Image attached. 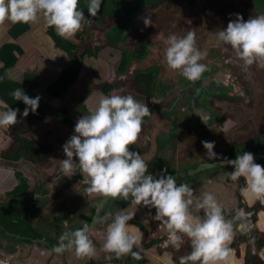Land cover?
Wrapping results in <instances>:
<instances>
[{
	"label": "clouds",
	"instance_id": "9594fccd",
	"mask_svg": "<svg viewBox=\"0 0 264 264\" xmlns=\"http://www.w3.org/2000/svg\"><path fill=\"white\" fill-rule=\"evenodd\" d=\"M79 0H0V22H44L53 26L64 37L73 36L80 28L84 11L78 7ZM102 0H87V13L95 17ZM230 19L226 27L216 33L217 43L228 45L235 57L246 69L256 63L264 67V13L243 19L240 13ZM145 26L151 24L150 16L143 17ZM195 31L189 29L183 35L169 34L164 43V60L169 68L178 69L188 80H196L206 69L201 62L207 50L196 46ZM3 77H0L2 79ZM14 100H20L22 111L0 101V126L10 127L17 122V112L27 116L35 113L40 94L29 96L17 87L12 90ZM150 114L146 103L136 100L131 94L101 93L93 108L80 115L73 125V132L61 145L65 157L61 159V174L71 177L79 168L88 193H102L110 197H121L136 205L149 209L148 215L165 228L167 238L162 246L180 249L187 237L190 251L178 257L179 264H228L233 249L230 247L236 232H248L251 213L242 207L226 218L223 206L210 191L197 193L189 183H177L176 176L160 169L159 175L148 171L143 155L129 145H134L142 128L143 118ZM232 123L227 118L223 126ZM147 139V137H146ZM205 155L216 158L215 141L202 140ZM75 157V159H74ZM232 166L228 176L232 181L243 177L239 187L241 197L249 204L264 203V167L255 162L251 151H243L235 158L224 157L221 164ZM154 209V212H152ZM202 210V213L200 212ZM135 211H119L107 224L103 249L117 256L129 253L141 245L143 232L129 223ZM58 236L52 251L60 253L73 249L78 256L94 255L95 246L86 227L68 228ZM164 264H177L172 254L164 253Z\"/></svg>",
	"mask_w": 264,
	"mask_h": 264
},
{
	"label": "flooded vegetation",
	"instance_id": "af4514ba",
	"mask_svg": "<svg viewBox=\"0 0 264 264\" xmlns=\"http://www.w3.org/2000/svg\"><path fill=\"white\" fill-rule=\"evenodd\" d=\"M122 1L128 3L129 7H123L121 4ZM144 1L145 2H141L140 0H102L97 15L95 17H90L86 9L87 0H79L78 7L81 8L85 14L81 22V28L78 30V33L80 34V48L83 44L85 46L89 40L98 41L99 39L93 38V35L95 33L102 32L103 35L105 34V42L104 44L102 43L104 48L102 50L105 48H111L121 51L120 59L116 64L118 70L124 60V55L126 53L135 52L137 54L131 57L132 60L129 64L130 68L127 70H131L134 65H136V67L133 68L135 71L133 72L134 74L138 71H153L155 74L154 79L150 83L152 97L147 99L146 95L138 93L135 90V81L137 77L134 74H131V79L133 80L132 84H130L122 80L123 78L128 79V77H125V73H127V71L122 74L118 73L117 75H113V73H111V75L115 77L114 81L117 79L123 83L124 86L122 88H126L123 89V91H127L128 87H132L131 89L134 92L133 97L135 99H142V103H146L149 107L150 114L143 118L142 128L138 134L135 144L129 145V148H134L138 153L143 155L149 165V172H152L154 175H159L160 169H165L168 173L176 176L177 183H180V179H183L179 177L180 175H184L186 180L190 178L204 179L206 178L205 174L214 172L218 175L222 174L224 177L231 180L228 176V172L232 170L231 165L226 163L223 165L222 169H220L219 166L214 168L211 166L216 162L223 160L224 157L235 158L237 154L242 152L239 148L238 151L235 150L236 148L234 145L228 146L229 142L235 144L236 141L233 140L240 139H247L253 143L257 142L255 143V146H257L258 149L251 152L253 155L264 154V139L262 141H254L253 137L249 138L250 133H252L251 130L247 131L248 134L244 132L245 127H247L244 121L246 120V122H248L249 119L255 117L253 110H247L249 113L246 114V116H252L251 118H241L242 125L238 131L235 128L236 124L232 119H229L232 122L229 126H223L224 121L228 118L224 111L222 112V108L226 107L225 102H232L236 100V103H238L241 102V100H244L245 103H249L250 97L245 96V94L243 95L244 87L235 81L230 69L227 70L221 64L222 62L215 60L214 57H216L217 53V48L215 46L206 48L207 54L201 61L206 64V69L196 80L190 81L183 77L178 69H172L173 71H179L180 74L178 73V76H175L174 74L169 76L166 80H163L158 74L159 68L156 65L149 66L148 68L142 70L137 68V64L139 65V62H142L144 58L148 56V53L155 52V55L159 54L161 57H164L166 44L164 42L159 45L158 43H154L153 40L150 39V34L148 35L146 32L141 30L139 24L143 22L142 19H140V16H136V13L138 11H147L149 13L150 9H154L157 6L162 7V5L167 4V2H170L171 0ZM244 1L245 7L249 9L250 14L255 15V13H264V0ZM160 7L156 9H159ZM178 9L179 11L176 12L177 15L175 14L176 16H174V20H177L179 25L184 24V33H186L189 29H193L195 31V29L190 27V24L187 22L186 16L189 15L187 14L188 8H186V12H184V9L182 8ZM150 18L151 20L158 21L155 23L158 27L164 28V23L161 21L163 17H158L155 14V16L150 15ZM133 28H135V31L138 30L136 34H138L139 37L135 35V32L131 35ZM175 30L174 24L173 26H165V31L168 35L184 34H182V32L181 34H179V32L176 33ZM128 39L132 42L135 40L134 44L125 47V42ZM197 39L195 38L196 46L199 42H197ZM98 48L99 47L96 49ZM210 49L212 50L209 51ZM100 51L93 54L90 49H84V53L89 52L86 54L90 56L98 55ZM108 55V62L111 63V56L109 52ZM137 55L142 56L137 58ZM163 64H166V62H163ZM105 84L112 86L106 94H113V89L116 84L106 82L103 83L102 86ZM127 84H129L128 87ZM168 86H170V88L167 91H164V88L166 90ZM101 87L100 91L105 94L101 90ZM94 90L87 94V99L92 96ZM156 92L157 95H155ZM82 114L83 111L81 110L79 116ZM79 116L77 113L76 116L72 118L74 123L76 122V117ZM70 128L73 129V127ZM237 135L238 137H236ZM202 140L215 141L214 151L220 155L216 158L207 157L205 155L206 149H204L201 143ZM55 148L57 147L53 146L51 148L52 153L50 159H52ZM57 150L60 149L57 148L55 151ZM181 151L183 152L184 157H177L175 154L179 156V152ZM64 157L65 154L61 150L55 164L57 168L54 172L51 171L54 174H47L43 180V185L40 184V188L36 191V193L45 203L52 201L53 199H59V196L63 195L65 198L64 200L60 202L56 201L52 203V205H55L56 208H61L64 215L59 218L62 219L66 217L71 229L86 227L89 225L91 226L90 228H92L95 225L96 229L102 232L105 236L106 226L111 222L114 213L126 211L130 208L133 210L136 206L142 207V205L133 204L131 202V197H129V200L125 201L119 196L110 197L102 193L86 192L85 188L87 185L82 177V174L79 173V168L76 169L77 172L71 175V177L61 174L60 164L61 159ZM37 164L45 166L48 162ZM240 178L244 180L243 177ZM240 178H238V180H240ZM23 195V192H19L15 188L8 197L10 198V201H5V206L3 203L0 206V212H4L5 215H13L14 218H16L15 220H27L32 226V222L27 218L26 213L21 216V210L19 207L15 206L12 208L13 204H17ZM34 196H36L35 193L32 194L29 199L32 200ZM102 200L105 201V205L102 206V210L100 211L101 216L99 221L96 223V219L92 213H95V211L98 210V204ZM107 206L109 208H107ZM112 206L115 207L113 208ZM143 207L148 213L149 209L145 206ZM133 218L129 221V223L135 226H142V222L138 217ZM39 221L40 224L38 223ZM47 223L46 219L41 220V218L36 222L34 221L37 230H44L42 231L43 237L53 245H56L58 243V236L65 230L64 225L61 223L58 229L55 230ZM29 233L30 232L27 230H22L18 237H28ZM91 237L92 236H90V238ZM121 255H119V257ZM89 264L96 263L93 260H90Z\"/></svg>",
	"mask_w": 264,
	"mask_h": 264
},
{
	"label": "crops",
	"instance_id": "0c3cea01",
	"mask_svg": "<svg viewBox=\"0 0 264 264\" xmlns=\"http://www.w3.org/2000/svg\"><path fill=\"white\" fill-rule=\"evenodd\" d=\"M12 24L14 23L7 20L0 22V48L11 41V36L7 32ZM27 24L29 29L18 38L17 43L21 44V46L25 49L35 45L40 50L41 57H39V59L36 60L31 67V70L38 76L40 87L37 93L40 94L41 100L46 103L49 108L51 107L56 110L60 109L58 105L63 106L62 108H67V110L70 111L69 113L71 117H74L73 112H77L72 110V106L73 104L75 106V103H77L80 98L77 99L76 96L73 97L70 101H68L67 106H64V98L68 94H76L78 92L77 85L83 81V79H81L83 76L79 77L75 85L72 86L61 99H52L46 95L45 91L57 80L61 72L68 66L69 60H66L68 55L66 52L59 49L53 40L52 42L49 40L52 39L48 35V29L50 26L44 22L43 17H40L36 22H29ZM62 63L68 64H66V67L61 69L59 65ZM1 67L2 64H0V68ZM84 68L83 62L82 71ZM84 72L86 73L87 69L84 70ZM11 75L17 81L22 80L21 75L18 72L14 71ZM89 76L90 79L88 80V83L93 82L92 77L95 79L97 77V75L96 77L92 75ZM87 87L93 88V90L96 88L94 84L92 86L88 85ZM101 93L102 92L97 88L93 91L92 96L85 102L86 108L88 109L87 111L95 106ZM17 123L18 119L17 122L10 127L0 126V154L2 152V148L7 147V143L5 144L3 142V131L9 132ZM37 125L41 127L43 124H40L39 122ZM58 128H63V125L58 126ZM67 132L69 133L70 131L67 129ZM33 133L35 132H31V134ZM45 133H47V131ZM175 155L177 157H182L183 153L181 155L179 152V156L177 154ZM41 167L43 166L32 162L0 160V206L2 203L5 206V203L10 201V198H8L10 193L13 192V190L19 185L16 175L17 173H21L25 178H27L29 185L26 189L27 191L24 192V195L20 198L21 200H19L17 204H13L12 208L15 206L19 207L21 210V216L26 213L27 218L32 222V226L30 222H28L29 226L26 229H21V231L27 230L30 232L28 237H18V235L14 236L16 234L14 231L18 229V224H20L22 219L15 220L16 218H14L13 215H5L4 212H0V264H89L90 260H93L96 264H125L130 252L124 253L119 257L113 252L105 251L102 247L104 235L96 229L95 225L94 229L91 231V238L95 246V253L91 256H78L73 249H65L63 253H56L52 252L51 249H46L41 242H33L36 239H43L49 245H53L43 237L42 231L44 230H37L34 221L36 222L40 220V218L41 220L46 219L48 222L47 224L56 230L66 219V217L62 218L57 223V219L62 217L64 214L60 207L56 208L55 205H52V203L56 201L60 202L64 200L65 198L63 195H60L59 199H53L52 201L45 203L36 193V191L40 188V184L43 185L44 178L48 173H51L48 171L54 172L57 168L55 166L52 170H47L46 167L43 169ZM34 169H38V171L36 172ZM215 177L216 178L210 177L188 180L183 178L180 179V183H189L197 193L203 191L212 192L217 201L223 206L226 217L229 216L228 218L234 214V209L237 207H242L246 211L250 212L251 216L248 217V220L251 222V228L248 232H236L234 234V237L230 242V247L235 243L236 248L233 249L228 264H264V203L256 201L255 203L249 205L241 197L239 187L243 185V179L240 178V180L232 181L227 179V177H224L222 174L216 175ZM34 193L36 196L30 200L29 197ZM132 211H135L134 217L143 219L144 222L146 221L147 223H142V226H136L143 232V236L140 247H133V249L137 250L144 257V260L146 261L145 264H164L165 252L171 253L172 259L176 260L177 264H179L178 257L185 255L190 251V244L188 243L187 237L184 238V243L180 249H174L171 245L165 248L162 246V241L167 238L165 228L162 225L157 227L159 222L153 221L147 215L148 213L144 210L143 206H136ZM152 212H154V209H152ZM200 212L202 213V210H200ZM3 223H6L9 228H4L2 225ZM38 223L40 224V221ZM68 228L71 229L69 224ZM145 234H147V237ZM145 239L150 241L146 244H152V246L147 250L143 248ZM153 241L155 242L153 243ZM119 260L123 261V263H118L117 261ZM114 261H116V263Z\"/></svg>",
	"mask_w": 264,
	"mask_h": 264
},
{
	"label": "rangeland",
	"instance_id": "374dc122",
	"mask_svg": "<svg viewBox=\"0 0 264 264\" xmlns=\"http://www.w3.org/2000/svg\"><path fill=\"white\" fill-rule=\"evenodd\" d=\"M140 1L145 2L144 0H140ZM121 4L123 7H127V6L129 7V4L126 3L125 1H122ZM176 4H177V7H176ZM158 7L160 6H157L156 8ZM156 8L150 9L149 13L147 11H138L136 13V16L137 15L140 16V19H142V22H143L144 16H150V15L155 16L156 14V16L158 17H163L161 21L164 23V28L158 27L157 24H155L158 21L151 20V24L147 26H145L144 23H140L139 27H141V30L146 32L148 35L150 34V39L153 40L154 43H158V45L162 44L165 41V38L168 36V34L165 31L166 25L173 26L174 24V29H176L175 30L176 33L177 32H179V34H181V32L182 34L184 33V30H183L185 29L184 24L179 25L177 20H174L175 19L174 16L177 15L176 12L179 11L178 8L184 9V12H186V8H188L187 14L189 15L186 14L187 15L186 18H187V22L190 24V27L194 28L196 31L195 38L197 39L198 37L197 42L199 41L197 48L202 50V49H206L207 47L211 48L212 46H215L217 48V51H216L217 58L214 57L215 60L222 62L221 64L227 70L230 69L233 78H235V81H237L239 85L244 87L243 95L245 94V96L250 97L249 103H245L244 100L243 101L241 100V102H238V103H236V100L232 102H225L226 107L222 108V112L224 111L225 115L229 119L233 120V122L236 124L235 128L238 131L240 129V126L242 125L241 118H246V119L251 118L252 116L247 117L246 114L249 113L247 111L248 109L253 110L255 113V117L249 119L248 122H246V120L244 121L245 125L247 126L245 127L244 132L248 134L247 131L251 130L252 133H250L249 138L253 137L254 141L256 140L262 141L264 139V67H257L256 63H253L247 66V68L245 69L242 66V63L239 62V60L235 57V54L232 48L223 43L218 44L216 41V35H215V33L220 28L227 26V23L230 19H235L234 15H229V14L240 13L243 19H247L250 15H252L249 13V9L245 7V1L244 0H171L170 2H167V4L162 5V7H160L159 9H156ZM137 31H135V28H133L131 35L133 34V32H135V35L138 36V34H136ZM93 38L99 39L100 41L99 40L98 41L89 40L88 42L86 41L87 44L85 46L83 44L81 48L78 47L77 49H74L73 51L75 58L77 60H81L82 62H84V67L87 69V72L86 73L84 72V70H86L85 68L83 69V71L81 70L80 76H83L81 78L83 79V81H81V83L77 85L78 92L76 94L74 93L68 94L64 98L65 99L64 106H67L68 101H70V99H72L73 97L76 96L77 99L80 98L78 102L75 103V106L74 104L72 106V110L76 111L78 113V116L81 110L87 109L85 105V102L87 100V94H89L93 90V88L87 87L88 85L92 86L94 84V86L100 90V87L102 86L103 83L111 82V84H116L113 89V92H114L113 94L133 95L134 93L133 90L131 89L132 87L130 88L128 87L129 84H127L128 90L123 91V89H126V88H122L124 86L123 83L117 79L114 81L115 77L111 75V73H113V75L118 74V67L116 64L118 63L120 59L121 51L118 49L116 50V49H111V48H108V49L105 48L104 50H102L104 48V45H102V43L104 44L105 42V39H104L105 34L103 35L102 32L95 33L93 35ZM49 40L52 42V39H49ZM134 41L135 40H133L132 42L130 41V39H128L125 42V47L131 46V44L133 45ZM97 47L99 48L96 49ZM84 49H90L93 54L96 53L97 51H100V50L101 51L98 53V55L90 56L84 53ZM211 50L212 49H210L209 51ZM108 52L110 53V56H111V59H110L111 63L108 62V56H109ZM154 53L155 52L148 53V56H146L142 62H139V65L137 64V68H140V70H142V69L148 68L149 66L156 65L159 68L158 74L161 76L163 80H166L169 76L174 75V74L175 76H178L179 71H173L171 68L167 66V64H163V62H165L164 57H161L159 54L155 55ZM66 60L67 61L69 60L68 63H70L69 56L68 58L66 57ZM68 63H62L59 66L62 69L66 67V64ZM109 64H111L112 66ZM135 67L136 65H134L133 68ZM129 68L130 67H128L127 69ZM133 68L131 70H127V73H125L126 75L125 77H128V79L123 78L122 80L126 81L127 83L132 84L133 79H131V74L135 72ZM88 74L94 77H96L97 75L98 78L96 77L95 79L92 77L93 82L88 83V80L90 79V76ZM95 82H99V83H95ZM169 88L170 86H168L166 90L164 88V91H167ZM155 95H157V92L155 93ZM137 100L142 102V99L140 98H138ZM58 107L62 108L63 106L58 105ZM53 108H56V107H53ZM50 110L54 111L55 109L51 108ZM77 113L73 112V115L76 116ZM77 118L78 117H76V119ZM46 121L45 120L40 121V124H43V125L47 124L49 122V119ZM55 129L56 130L47 131V133H45L43 137L39 136L36 138L38 141L43 142L44 144H48V145L51 144L54 147H57L58 149H60V150L55 151L57 149L55 148L54 153L52 155V159H50L51 157L50 155L49 157L50 160L48 161V164L41 167L42 169L46 167L47 170H52L53 168H55L56 161L58 160L57 158L59 157V153L62 150L61 145L73 132V129L68 127L67 125H63V128L59 129L57 127ZM67 129L70 131L69 133L67 132ZM41 131L42 129L39 125L33 124L30 130V134L31 132H41ZM236 137H238V135ZM233 141H236V143L234 144V143L229 142L228 146L234 145L236 148L235 150L237 151H238V148L242 152L243 151H254L258 149V147L255 146V143L257 142L253 143L247 139H240V140H233ZM180 153L182 155L183 152L181 151ZM37 171L38 169L36 170V172ZM48 172H51V171H48ZM205 175H206V178H210V177L216 178L215 176L218 174L214 172L213 174L208 173ZM179 177L184 178V175H180ZM112 207L114 208L115 206H112ZM128 210L132 211V208ZM59 220L60 218L57 219V223L59 222ZM140 220L142 223L147 224L146 221L144 222L143 219H140ZM25 221L27 220H24V221L21 220L19 224L20 227H18L19 232H21V229L23 228L26 229L29 226L28 221L27 222ZM2 225L6 229L9 228L6 223H3Z\"/></svg>",
	"mask_w": 264,
	"mask_h": 264
},
{
	"label": "trees",
	"instance_id": "16d2710c",
	"mask_svg": "<svg viewBox=\"0 0 264 264\" xmlns=\"http://www.w3.org/2000/svg\"><path fill=\"white\" fill-rule=\"evenodd\" d=\"M29 26L27 23H14L8 29V34L11 36V41L6 43L0 48V101H4L10 107H14L23 110L25 107L24 103L20 100H14L11 96L13 89L20 87L29 96H35L39 90L38 76L34 71L31 70L32 65L36 60L41 57L40 50L37 46L32 45L25 49L21 44L17 43L18 38L23 35ZM48 35L55 42L56 46L67 53L70 57V63L61 72L57 80L45 91V94L52 99H61L64 94L75 85L80 77V72L83 67V62L77 60L73 54L74 49L80 47V34L78 31L71 37H64L59 35L53 26L48 29ZM144 52V51H143ZM142 52V53H143ZM89 53V52H86ZM141 53V54H142ZM137 53H126L124 60L118 70L119 74L125 73L129 67L131 57ZM142 55H137L140 58ZM18 72L21 75L22 80L17 81L11 73ZM133 74V73H132ZM137 78L135 81V90L138 93L146 95L147 99L152 97L150 90V83L154 79L155 74L153 71L142 72L138 71L134 74ZM111 85L105 84L101 87V90L106 94L110 89ZM20 111L17 112L18 123L9 131H3V142L7 147L2 148L0 154V160L2 161H21V162H32V163H44L49 160L51 155L52 145L44 144L38 141L36 138L44 136L45 132L51 129H55L61 125H67L73 127L74 122L69 114L67 108H60L51 111L46 103L41 98L39 100L38 108L35 113L29 111L27 116H21ZM83 113H87V109L82 110ZM49 122L41 126V132H35L30 134V130L33 124H39L40 121ZM47 122V121H46ZM30 134V135H29ZM264 167V161H255ZM18 187L16 188L19 192H25L28 188V180L21 173H17ZM226 216V213H225ZM227 216L226 218H228ZM19 225V224H18ZM144 229V228H143ZM144 232L146 233L145 229ZM14 236L21 234V232L14 231ZM147 237V234H145ZM148 241L145 239L143 248L149 249L152 244H146ZM155 241H153L154 243ZM232 249L236 248L235 243L231 246ZM133 251L138 252L133 249ZM139 253V252H138ZM116 263V261H114ZM118 263H123L119 260ZM144 257L139 253V257L133 256L131 252L126 259L125 264H145Z\"/></svg>",
	"mask_w": 264,
	"mask_h": 264
},
{
	"label": "water",
	"instance_id": "95a60500",
	"mask_svg": "<svg viewBox=\"0 0 264 264\" xmlns=\"http://www.w3.org/2000/svg\"><path fill=\"white\" fill-rule=\"evenodd\" d=\"M253 156H254V160H255V161H260V160L264 161V154L253 155ZM224 164H226V162L223 163V164H221L220 162H216L214 165H211V166H212V168L219 166V168L222 169ZM211 174H213V173H211ZM104 202H105V201L102 200V201L98 204V207H99V208H97L98 210H96L95 213H93V216H94L95 219H96V223L99 221V218H100V216H101V212H100V211L102 210V206L105 205ZM107 208H109V207L107 206ZM90 227H91L90 225H89V226H86V228H88V229H89ZM93 228H94V226H93L92 228H90V231H91ZM89 235L92 236V235H91V232L89 233ZM36 241L41 242V243L46 247V249H48V250L51 249V251H52L53 245H49V244H48L45 240H43V239H40V240H39V239H36V240H34L33 242H36ZM63 252H64V251H62V252H60V253H63Z\"/></svg>",
	"mask_w": 264,
	"mask_h": 264
}]
</instances>
